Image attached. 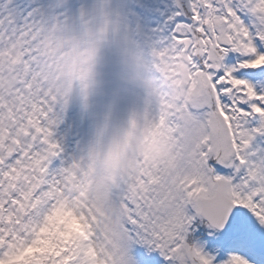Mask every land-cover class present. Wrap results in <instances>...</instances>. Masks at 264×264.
I'll return each mask as SVG.
<instances>
[{"label":"snow or ice","instance_id":"snow-or-ice-1","mask_svg":"<svg viewBox=\"0 0 264 264\" xmlns=\"http://www.w3.org/2000/svg\"><path fill=\"white\" fill-rule=\"evenodd\" d=\"M173 9L151 48L183 67L180 97L53 170L64 58L38 10L0 0V264H264V159L246 152L264 135V0ZM140 134L174 158L146 159Z\"/></svg>","mask_w":264,"mask_h":264},{"label":"rangeland","instance_id":"rangeland-1","mask_svg":"<svg viewBox=\"0 0 264 264\" xmlns=\"http://www.w3.org/2000/svg\"><path fill=\"white\" fill-rule=\"evenodd\" d=\"M28 11L36 9L47 27L50 43L64 58L67 105H57L52 118L53 139L60 156L51 169L67 167L86 156L98 139L107 143L122 135L130 121L146 108L157 110L162 97H180L184 69L180 65L156 67L159 59L151 48L166 36L167 17L173 0H16ZM84 12V21L79 19ZM57 15L68 24L56 22ZM156 74V75H155ZM56 73L45 79L51 80ZM171 82V83H170ZM251 118L244 128H258ZM167 140L153 141L140 134L136 147L146 149ZM247 153L253 162L264 159V135H255Z\"/></svg>","mask_w":264,"mask_h":264},{"label":"clouds","instance_id":"clouds-1","mask_svg":"<svg viewBox=\"0 0 264 264\" xmlns=\"http://www.w3.org/2000/svg\"><path fill=\"white\" fill-rule=\"evenodd\" d=\"M149 161H158L163 159H170L172 157L171 151L165 147L164 142L159 145H152L146 149Z\"/></svg>","mask_w":264,"mask_h":264}]
</instances>
